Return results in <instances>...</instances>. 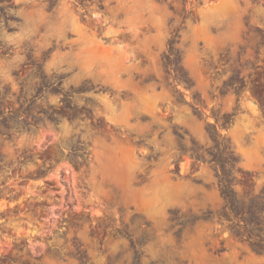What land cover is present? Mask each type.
I'll return each instance as SVG.
<instances>
[{"label": "rangeland", "instance_id": "obj_1", "mask_svg": "<svg viewBox=\"0 0 264 264\" xmlns=\"http://www.w3.org/2000/svg\"><path fill=\"white\" fill-rule=\"evenodd\" d=\"M0 264H264V0H0Z\"/></svg>", "mask_w": 264, "mask_h": 264}]
</instances>
